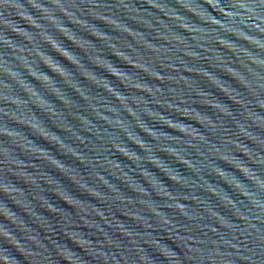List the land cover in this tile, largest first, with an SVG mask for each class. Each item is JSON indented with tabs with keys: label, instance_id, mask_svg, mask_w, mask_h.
<instances>
[{
	"label": "water",
	"instance_id": "1",
	"mask_svg": "<svg viewBox=\"0 0 264 264\" xmlns=\"http://www.w3.org/2000/svg\"><path fill=\"white\" fill-rule=\"evenodd\" d=\"M0 264H264V0H0Z\"/></svg>",
	"mask_w": 264,
	"mask_h": 264
}]
</instances>
